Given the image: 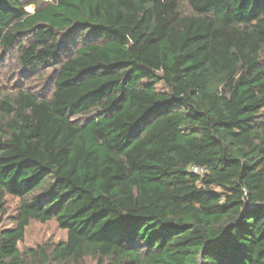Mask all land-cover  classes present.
Returning <instances> with one entry per match:
<instances>
[{"label":"trees","instance_id":"16d2710c","mask_svg":"<svg viewBox=\"0 0 264 264\" xmlns=\"http://www.w3.org/2000/svg\"><path fill=\"white\" fill-rule=\"evenodd\" d=\"M0 49L52 83L0 100V264H264V0H0Z\"/></svg>","mask_w":264,"mask_h":264},{"label":"rangeland","instance_id":"374dc122","mask_svg":"<svg viewBox=\"0 0 264 264\" xmlns=\"http://www.w3.org/2000/svg\"><path fill=\"white\" fill-rule=\"evenodd\" d=\"M36 1L39 0H33V2ZM27 10L32 13L35 7H28ZM43 72L30 74L20 66L16 50L4 51L0 49V100L6 95H12L20 90H29L39 95H46L52 89V83L51 79L46 77ZM19 203L20 199L11 196L6 197L4 203L7 212L4 216L6 221L16 215V208ZM67 237V232L62 230L54 220L47 223L32 221L27 228L24 241L19 243V248L21 251H25L46 242L65 241ZM89 264H96V262Z\"/></svg>","mask_w":264,"mask_h":264},{"label":"built area","instance_id":"2783aa9c","mask_svg":"<svg viewBox=\"0 0 264 264\" xmlns=\"http://www.w3.org/2000/svg\"><path fill=\"white\" fill-rule=\"evenodd\" d=\"M193 171L196 172V173H197V172L202 173V171H200V170H199L198 168H196V167L193 168Z\"/></svg>","mask_w":264,"mask_h":264}]
</instances>
